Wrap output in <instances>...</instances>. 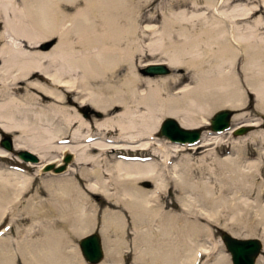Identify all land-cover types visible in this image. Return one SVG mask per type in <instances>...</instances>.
Masks as SVG:
<instances>
[{
  "label": "bare ground",
  "instance_id": "bare-ground-1",
  "mask_svg": "<svg viewBox=\"0 0 264 264\" xmlns=\"http://www.w3.org/2000/svg\"><path fill=\"white\" fill-rule=\"evenodd\" d=\"M126 1L128 5L119 6ZM126 1L0 0V131L12 133L11 147L1 144L0 157L10 149H26L38 158L18 157L28 165L64 164L54 172L61 174L45 182L49 198L40 199V189L31 198L34 214L44 213L42 205L55 214L59 229L48 235L57 241L70 242L96 226L92 196H99L104 204L98 229L104 258L98 264H121L117 247L126 245L122 235L129 233L135 242L131 264H229L227 252L209 259L210 249L198 242L200 236H210L207 224L215 221L214 207L225 199L215 202V190L194 178L198 172L208 180H221L219 192L238 188L232 200L226 198L231 208L251 204L240 192H253L258 178L256 198L264 199V0H169L168 14L151 2L136 10L132 0ZM78 2L81 8L65 12ZM158 18V27L140 24ZM6 32L19 41L6 40ZM52 35L57 37L54 45L37 49ZM143 55L151 59L140 60ZM152 62H163L169 73H139ZM72 76L82 85L96 84L85 100L92 107L84 108L90 111L85 117L66 106L69 97L59 91L72 90ZM222 108L235 111L229 114L232 127L218 132L203 128L193 144L165 133L168 144L157 137L163 116L194 129L208 124L211 114ZM247 125L253 129L237 133V140L224 139V133ZM226 142L233 153L215 154L213 166L203 162L210 146ZM186 147L197 155L177 160V152ZM57 152L69 153L70 159H55ZM253 155L255 160H247ZM195 162L201 165L194 168ZM23 172L0 165V223L14 197L29 188L24 183L32 179ZM168 187L184 192L187 200L178 201L175 195L167 202ZM254 205L264 226V203ZM221 227L238 237L226 225ZM17 230L18 248L25 234ZM6 236L0 238V248ZM136 241L146 244L138 249ZM71 245L65 258L79 257ZM47 251L30 248L21 259L50 264L63 254L55 248L53 258L52 250ZM11 256L1 249L0 263Z\"/></svg>",
  "mask_w": 264,
  "mask_h": 264
},
{
  "label": "rangeland",
  "instance_id": "rangeland-1",
  "mask_svg": "<svg viewBox=\"0 0 264 264\" xmlns=\"http://www.w3.org/2000/svg\"><path fill=\"white\" fill-rule=\"evenodd\" d=\"M11 1H14L16 4L18 3V0H11ZM168 1L169 0H132V3L134 6L133 9L139 10L140 8L145 7L151 2L154 9L162 11L164 14H168L169 13L167 9L168 8L167 4L169 3ZM125 3L128 5V2L126 1L124 2V4L123 3L119 4V6L123 7ZM82 6H83L82 2H78L75 4L73 3L70 5V8L65 9V12L66 13L73 12L75 9L81 8ZM148 7L150 8V6H147V8ZM177 10L178 9H175L174 11H177ZM147 12L149 13L150 11L148 10ZM133 14L134 15L136 14L135 11H133ZM160 20L161 18H158V20L154 22L141 21L140 24L143 26L151 25V26L158 27L160 25ZM66 22L67 21H65V23ZM6 34H7V36H5L6 40H9L10 42L19 41L16 38H14L11 35V33L6 32ZM50 40H53L51 44L54 45L57 42L56 35H52L49 37L48 40L39 43L37 49L45 50L44 44L46 42H49ZM24 48L27 50L31 49V47L27 45ZM139 59L149 60L151 59V57L148 55H143ZM140 68H139L140 74L144 76H149L148 74L145 75V73L141 72ZM152 75L153 76H164L163 74H152ZM69 79H70V84L71 83L73 84L72 90H68L65 87H61V88L59 87V91H61L65 97L66 96L69 97V101L66 102V106L78 111L81 116L85 117L89 114L90 111L84 110V108L87 107L89 110H92V107H90V105L87 104L85 100L87 99V96L90 93L96 90V84L90 81L82 85L81 83H79V79H77L75 76H72ZM174 92H176V90H174ZM222 109H225V108H222ZM231 112H232L231 114V117H232L235 111L231 110ZM247 112H249V110ZM98 113L100 115H98ZM100 116H102V113L97 112V117H100ZM164 117L165 116H163L162 118ZM231 117L228 118L230 127H232L234 123ZM249 118L252 119L254 118V116H249ZM261 118L264 119V113H262ZM199 127L206 128L207 124L203 126H199ZM252 129H253L252 126L247 125V130H252ZM157 130L159 131L158 128ZM243 133L244 132H242V134ZM0 134H1L0 135V146H1V140L4 134L6 135V137L11 138V143H12V133L11 132H1L0 131ZM223 135H225L224 139L229 140L230 142L232 140H237L236 136H239L238 134L235 135L233 134V132H229V131L224 133ZM157 137L160 140H162V142H165L166 144H168L169 140L166 138V136L157 132ZM228 142L224 144H220L217 147L215 146V148L214 146H210L208 148L209 152L207 153V155H205V160L203 162L213 166L212 161L215 158L214 157L215 154L216 156L220 155L222 157L225 154L230 155L231 153H233V150L231 149V145ZM193 152L194 150H189L186 147L184 148V150L177 152L176 159L177 160L183 159L184 155H189V154H191L192 156H196L197 153H193ZM7 153L8 155L6 157H0V165L8 166L10 168L11 167L21 168L24 170L23 175L31 178L32 181L29 180V181H26V183H24V186H29V188H27L25 191L23 190V192H21V194L17 198L14 197L15 202L13 201L14 203H11L10 206H7L3 212L4 213L3 218L0 223V238L3 237L4 235H7V236L5 238L6 240H4V242L2 243V247L0 248V250L3 249L4 251L8 249L9 252H11L12 254L11 261L9 257V260L7 261L6 259V261H4L5 262L4 264H26L21 259V253L26 252V250H30V248L38 252H41V250H44V249L48 250L47 254L51 253V250H52L53 258L54 256H56L55 248H56V251L60 249L63 254H64V250H66L64 256L63 254L59 256L57 253L59 257L57 259L54 258L56 261L53 259V263H50V264H67L65 262V259L67 261L69 260H71V262L73 261L72 264H90L82 258L79 252V249H78V252L80 254L79 255L80 258L77 256V254H71L69 255V257L65 258L69 253L68 249L72 246L71 244L73 245L75 244L76 248H78L77 240L79 237L73 236L72 241L69 242V240L57 241L59 238L53 239L48 235L50 234V232H55V230L59 229V227L55 225L54 223L56 220L55 214L51 213L49 207L44 206V205L40 206L41 204H44V203H36L40 206L41 211H44V213L43 212H40L39 214L33 213L34 204L31 198L33 197V195L36 194L35 191L40 189L41 193L38 195L40 199L43 200V199L49 198V194L45 190V186H46L45 182L46 181L48 182L49 179L61 173L57 174V173H54V171L52 170L46 172L40 167L39 163H36L35 165H28L27 163L18 159L16 155V151L13 149H10L9 152ZM136 153L139 154L138 151ZM202 153H205V152L202 151ZM65 154L67 155L69 153L66 152V153L60 154L59 152H57V153H54L53 155L55 156L54 157L55 159H58L61 157V162H62V158L64 157ZM117 155H121V153L119 152L117 153ZM255 159L256 158L253 155V156H250V158H248L247 160L252 161ZM192 161H195V160H192ZM69 164H67V167L70 166ZM199 165H201V163L195 162L194 168L198 167ZM242 165L244 166L245 164H242ZM259 167L262 168L263 166L260 164ZM70 168H74V166H70ZM197 173H195V176H197L196 178H194L195 181L197 180L199 182H204L212 187V191L215 190L214 191L215 192L214 200L216 199L215 202H219L220 199L222 198L225 199V201L217 203L214 207L216 211V216L214 218L215 221L212 222L209 220V223L207 224V226L210 229V236L205 237L202 235L200 236V240L198 241L199 243L205 244L206 246H208L207 248L210 249V256L208 258L213 259L219 253H226L224 245L219 238V234L221 233L222 230L226 232L228 231L225 228H222L221 227L222 225L223 226L226 225L227 229L236 233L238 237L257 236L258 238H260V240L262 239L264 241V232H263L264 226L260 222L259 215L256 213L257 206L254 205L255 203H258V202L264 203V199H262L261 201H258L256 198V188H257V182L259 181V179L258 178L255 179L256 181L254 183L253 192L246 193V192H242L243 190L240 192L241 198L245 199L247 202L251 204L250 205L236 204L237 206L235 205V207L231 208L228 206L226 198H230L232 200L234 197L233 195L235 193H239L237 191L238 188H236L233 185L229 191L219 192V190L217 189L218 187L217 185L219 184L218 182H221V180L211 181L205 178L206 176H199ZM66 176L67 175H65V177ZM168 190H170L169 191L170 194L167 192V197H166L167 202L170 203L173 200H175L176 199L175 195L178 196V201L187 200V196L185 195L184 192L174 190V188L169 189V187H168ZM254 198H256V200ZM98 200H99V196L97 194L92 196V202H94V207H96V210L95 212L91 211V213H94V214H91L90 212L89 214H91L92 216H95L96 226H94L93 229L89 230V232L96 231L99 233L98 229L101 224V218H102V213H103L102 211H103L104 204L103 202H99ZM242 201L243 200H236V203H242ZM87 207L88 206H86V209ZM235 220L237 222H235ZM18 228L25 234V236H24L23 242H20L17 248L16 239H17V231H18L17 229ZM126 228H127V231L130 232L131 225H129L127 222H126L125 229ZM118 233H120V231ZM99 236H100V241L102 243V250H104V245H103V241H102L100 233H99ZM124 237H125L126 245L123 247L120 246L119 248L117 247V250L119 249L122 252V256L120 257V262L121 264H131L132 255L134 252L133 244L135 242L131 240L130 233L128 236L122 235V239ZM136 242H137L138 249L143 248L144 244H146L145 242H142V241H136ZM226 254L228 256V263L231 264L229 255L228 253ZM258 255L259 256L256 259L254 264H264V244L263 242H262V248ZM79 259L81 260L80 262H79ZM202 259H205V256H202Z\"/></svg>",
  "mask_w": 264,
  "mask_h": 264
},
{
  "label": "water",
  "instance_id": "water-1",
  "mask_svg": "<svg viewBox=\"0 0 264 264\" xmlns=\"http://www.w3.org/2000/svg\"><path fill=\"white\" fill-rule=\"evenodd\" d=\"M53 40L46 42L44 48L48 47ZM140 71L145 74H165L170 71V68L163 62H152L146 64L140 68ZM231 114L230 109L218 110L211 114L208 119V128L210 131L218 132L228 128L229 119ZM229 116V117H228ZM161 121V120H160ZM171 128V129H170ZM158 129L160 134H167L172 136V138H177V142H186L188 144H193L197 142L202 128L195 127L194 129H186L178 125V122L172 116H165L162 121L159 122ZM247 130V126H239L233 130L234 134L242 133ZM175 131L177 132L175 134ZM1 144L9 149L10 137H6L4 134L1 140ZM16 155L23 160L37 161L38 158L36 154L23 149L16 151ZM70 159L69 154H65L62 158V162H67ZM64 168V164L60 163L55 165L54 163H48L43 166V170L52 169L54 172H60ZM219 238L224 245L226 252L229 254V259L231 264H254L256 257L258 256L261 248L262 242L257 236H247L245 238H238L229 234L226 231H221ZM78 247L82 257L91 263L97 262L102 257V249L100 244V237L98 232L90 231L87 234L81 236L78 241Z\"/></svg>",
  "mask_w": 264,
  "mask_h": 264
}]
</instances>
